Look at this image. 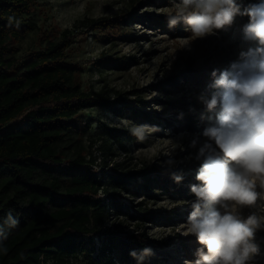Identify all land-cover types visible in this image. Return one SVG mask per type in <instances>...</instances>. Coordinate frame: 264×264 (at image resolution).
I'll list each match as a JSON object with an SVG mask.
<instances>
[{
    "label": "rangeland",
    "instance_id": "374dc122",
    "mask_svg": "<svg viewBox=\"0 0 264 264\" xmlns=\"http://www.w3.org/2000/svg\"><path fill=\"white\" fill-rule=\"evenodd\" d=\"M138 2L36 0L29 18L38 29L13 42L9 59L23 71L34 54L59 43L69 30L65 62L76 67L74 83L85 92L108 87L112 90L111 101L121 94L139 112L125 118L100 108L81 112L76 145L67 153L94 160L95 169L103 173L120 164L129 172L150 175L151 180L160 176L170 180L169 187H164L161 180L153 183L149 194L142 188L145 184L141 179L131 191L109 189L133 211L134 218L117 215L109 207L99 226L100 236L94 237L96 252L92 258L108 264H138L130 255L125 258L121 239L130 244L144 240V248L151 247L154 253L146 258V264H185L197 258L196 250L201 247L194 235L186 234L195 200L190 185L200 183L195 179L200 162L194 157L206 139L203 130L214 122L219 111L207 110L201 97L208 98L214 91L210 87L213 71L219 75L229 69L240 60L242 52L255 49L257 44L244 39L242 29L249 22L247 15H237L231 26L216 30L215 35L195 37L185 30L183 22L168 27L167 17L176 12L179 0ZM236 2L241 11L252 4L250 0ZM85 19L102 20L94 26L100 28L75 27L77 21ZM184 72L197 73L198 80L185 79ZM133 125L146 126L143 139L131 134ZM193 140L197 141L196 148L190 147ZM169 159L173 164L167 163ZM173 173L181 174L182 181L175 182ZM38 178L53 181L47 176ZM61 180L63 186L69 185L66 178ZM255 183L258 192L264 191L259 178ZM5 196L12 193L8 184L0 183V199ZM109 196L103 190L97 195L105 203ZM239 211L245 218L253 212L264 217V199L258 198L255 205ZM110 236L114 242L107 241ZM255 242L259 251L248 264H264V226L257 230ZM75 261L87 264L90 259L81 255Z\"/></svg>",
    "mask_w": 264,
    "mask_h": 264
},
{
    "label": "trees",
    "instance_id": "16d2710c",
    "mask_svg": "<svg viewBox=\"0 0 264 264\" xmlns=\"http://www.w3.org/2000/svg\"><path fill=\"white\" fill-rule=\"evenodd\" d=\"M35 2L0 0V183L8 184L12 193L0 199V224L9 212L19 221L15 228L5 229L6 239L0 238V264H79L75 259L81 255L90 259L87 264H108L92 258L94 237L100 236L105 214L111 207L117 215L134 218L133 211L109 189L131 191L141 179L149 194L153 183L161 180L164 187L171 183L163 176L151 180L148 174L129 172L120 164L103 173L95 169L94 160L67 153L76 145L81 112L100 108L125 118L139 111L121 94L111 101L108 87L85 92L74 83L76 67L65 62L69 30L59 43L34 54L23 71L16 69L17 62L9 59L12 45L38 29L29 18ZM101 22L85 19L75 27L98 29L94 26ZM183 74L192 82L198 80L197 73ZM62 178L69 185L63 186ZM101 190L111 195L107 203L97 197ZM107 241L115 240L110 236ZM121 242L128 258L132 250L143 249L146 241ZM106 249L101 252L105 254ZM146 258L140 264H146Z\"/></svg>",
    "mask_w": 264,
    "mask_h": 264
},
{
    "label": "clouds",
    "instance_id": "9594fccd",
    "mask_svg": "<svg viewBox=\"0 0 264 264\" xmlns=\"http://www.w3.org/2000/svg\"><path fill=\"white\" fill-rule=\"evenodd\" d=\"M176 9L167 17L168 27L183 22L195 37L215 35L216 30L231 26L237 15H247L244 39L257 44L242 52L229 69L219 75L213 71L214 91L208 98L201 97L207 110L219 111L203 130L206 139L194 157L200 162L195 176L200 183L190 185L195 200L186 232L201 247L197 258L185 264H248L259 251L255 237L264 226V217L253 212L245 218L239 211L264 199V191L258 192L255 183L259 178L264 188V0L243 11L236 0H179ZM129 130L138 139L146 135V126L133 125ZM196 146L193 140L190 147ZM173 179L179 183L183 176L173 173ZM18 223L9 212L0 224V238L6 239L5 229ZM153 254L151 247L129 253L138 264Z\"/></svg>",
    "mask_w": 264,
    "mask_h": 264
}]
</instances>
